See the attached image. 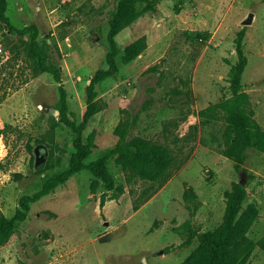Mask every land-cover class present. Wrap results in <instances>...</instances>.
Masks as SVG:
<instances>
[{"label": "rangeland", "instance_id": "obj_1", "mask_svg": "<svg viewBox=\"0 0 264 264\" xmlns=\"http://www.w3.org/2000/svg\"><path fill=\"white\" fill-rule=\"evenodd\" d=\"M115 0H9L12 23L38 25L51 60L63 70L70 116L80 122L88 105L87 85L102 66ZM255 15L250 25L245 21ZM246 30L249 59L244 89L264 127V0H161L159 10L125 28L123 49L146 35L148 48L98 85L97 113L85 134L96 160L119 140L116 129L132 123L131 136L170 148L175 162L165 182L125 172L113 158L109 170L124 192L111 197L88 170L73 175L40 201L0 249V264H181L197 247V233L214 230L224 218L227 193L242 181L223 154L221 122L200 112L231 97L228 73L237 62L235 39ZM198 32L210 33L206 42ZM29 36L6 35L0 27V207L15 216L20 199L68 167L75 134L60 121L59 85L37 74L26 52ZM55 110L52 112L51 110ZM247 196L260 217L249 235L264 240V154L249 151ZM96 183V191L92 185ZM198 198L186 201L187 188ZM108 193L102 206V195ZM248 264H264L258 246Z\"/></svg>", "mask_w": 264, "mask_h": 264}, {"label": "trees", "instance_id": "obj_2", "mask_svg": "<svg viewBox=\"0 0 264 264\" xmlns=\"http://www.w3.org/2000/svg\"><path fill=\"white\" fill-rule=\"evenodd\" d=\"M161 0H115V9L109 19L107 36L108 49L102 66L95 72L87 85L88 105L80 122L70 116L68 92L64 84L63 70L60 65L51 60L50 48L46 42H41V30L38 25L16 27L8 15L9 0H0V27L6 35H28L26 52L33 60V70L37 74H50L59 85V117L60 121L75 134V152L68 160V167L60 173L48 178L43 187L33 195H24L20 206L12 218L7 217L0 207V249L5 246L26 221L31 210V204L40 201L57 187L65 184L73 175L88 170L100 180L105 189L116 198L124 192V186L117 185L116 179L109 170V163L116 158L117 163L131 176L150 182H165L175 158L170 148L157 141L131 136L132 123H121L116 134L119 136L117 145L106 150L96 160L87 163L96 145L91 136L85 132L97 113V87L106 79L115 76L120 71V59L129 64L148 48L147 36H141L125 48H121L117 36L127 27L146 14H154L159 10ZM210 33L198 32L196 39L206 42ZM246 30L243 29L235 39L237 62L231 65L228 73L231 97L211 104L200 112L207 123L221 122L223 125V154L231 160L242 181L235 182L227 193V207L223 222L214 230L197 233L187 223L184 227L190 232V239H198V247L181 264H248L258 246L264 248V240L256 241L250 231L260 217V209L254 203H249L243 209L247 196V187L243 184L246 178L245 164L249 151L254 149L264 154V127L256 119V111L251 96L244 89L243 77L249 59L245 50ZM96 191V183L92 185ZM108 193L102 195V206ZM198 198L192 187L187 188L186 201L194 203Z\"/></svg>", "mask_w": 264, "mask_h": 264}, {"label": "water", "instance_id": "obj_3", "mask_svg": "<svg viewBox=\"0 0 264 264\" xmlns=\"http://www.w3.org/2000/svg\"><path fill=\"white\" fill-rule=\"evenodd\" d=\"M254 18H255V15L254 14H251L250 16H249V18L245 21V25H250V24H252L253 23V21H254ZM61 70H62V68H61ZM52 112H54L55 110H51ZM57 115H59V110H57L56 112H55ZM243 184L244 185H246L244 182H243Z\"/></svg>", "mask_w": 264, "mask_h": 264}, {"label": "crops", "instance_id": "obj_4", "mask_svg": "<svg viewBox=\"0 0 264 264\" xmlns=\"http://www.w3.org/2000/svg\"><path fill=\"white\" fill-rule=\"evenodd\" d=\"M260 122V121H259ZM261 123V122H260ZM262 124V123H261Z\"/></svg>", "mask_w": 264, "mask_h": 264}]
</instances>
